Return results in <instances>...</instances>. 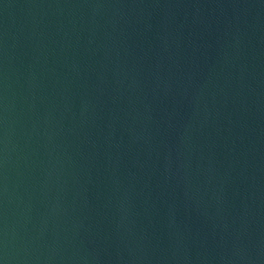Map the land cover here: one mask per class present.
<instances>
[{"label": "water", "instance_id": "1", "mask_svg": "<svg viewBox=\"0 0 264 264\" xmlns=\"http://www.w3.org/2000/svg\"><path fill=\"white\" fill-rule=\"evenodd\" d=\"M0 264H264V0H0Z\"/></svg>", "mask_w": 264, "mask_h": 264}]
</instances>
